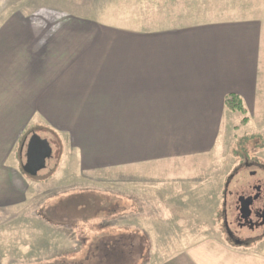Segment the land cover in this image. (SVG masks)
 Instances as JSON below:
<instances>
[{"label": "crops", "instance_id": "obj_1", "mask_svg": "<svg viewBox=\"0 0 264 264\" xmlns=\"http://www.w3.org/2000/svg\"><path fill=\"white\" fill-rule=\"evenodd\" d=\"M141 2L137 8L142 10L131 12L136 18L132 28L108 26L116 29L113 40L104 33L86 39L83 63H76L72 33L67 42H61L53 50L64 63H55L56 56L41 53L33 65L34 55L30 54L33 49L16 45L15 49L22 54L19 58L26 60L23 69L11 72H19L14 76L22 83L18 93L16 89L10 93L8 89H0L1 185L11 184L12 170L17 172L21 164L16 149L17 169L7 173L6 167L11 168L6 163L12 153L9 147L15 143L16 148L21 137L20 133L11 141L12 131L31 117L49 119L52 123L72 122L73 127L64 129L71 146L87 152L99 149L102 153L95 160H106L105 165H114L117 171L129 169L134 173L140 168L179 165L212 155L220 141L226 112L230 110L225 105L227 96L238 95L246 108L264 105V16L185 23L182 21L185 16L162 10L167 8L166 4ZM171 6L182 8L179 2L168 7ZM151 11L154 16L149 14ZM24 71L28 73L26 77ZM48 127L53 129L51 133L57 130L59 134V125ZM261 133L264 136V128ZM65 147V151H70L69 145ZM132 177L139 182L140 178L134 174ZM150 179L140 180L151 184ZM153 179L158 185L167 184L164 179ZM125 183L129 182L124 178L119 182ZM193 184H198V180ZM147 189L136 191L132 186L126 193L117 192L120 202L114 217L120 222L112 225L104 237L109 245L114 242L130 247L133 259H172L167 248L189 239L187 234L182 239L170 224L140 225L141 216L155 215L154 210L166 207V201L173 196L187 200L196 209L203 206V213L208 215L210 209L204 207L205 203L209 206V202L218 203L223 198L221 190L197 196L188 190L167 194L159 188ZM197 198L202 201L198 203ZM140 201L145 206L141 207ZM216 210L218 214V209L211 208L212 213ZM133 219L136 223H128ZM190 236L195 250L189 252V257L175 259L186 256L191 259L193 252L210 244L212 249L221 248L213 238L205 239L198 229H193ZM141 248L148 250L147 257ZM256 252V248L231 247L227 264H264V255Z\"/></svg>", "mask_w": 264, "mask_h": 264}, {"label": "rangeland", "instance_id": "obj_2", "mask_svg": "<svg viewBox=\"0 0 264 264\" xmlns=\"http://www.w3.org/2000/svg\"><path fill=\"white\" fill-rule=\"evenodd\" d=\"M141 1L0 0V89H8V93L16 89L18 93L22 84L14 77L19 72L11 73L19 68L23 69V61L26 60V57L19 58L22 54L15 49L16 45L33 49L30 54L34 55V65L39 61L41 53L55 57L57 52L53 50L58 49L61 42H67L72 33L76 63H83L86 39L104 33L108 39L113 40L116 29L110 27L132 28L136 18L131 12L142 10L137 8ZM151 1H158L162 6L166 4L167 8L162 10L171 15L185 16L182 19L185 23L229 20L237 16H264V0ZM177 2L182 8L168 7ZM243 5L246 7L241 8ZM149 14L155 15L152 11ZM62 61L58 57L54 60L55 63ZM27 74L24 71V77ZM34 76L33 74L32 77ZM245 116L248 117L247 122H243ZM52 122L49 119L36 120L31 117L18 128L20 131H12L11 141L18 138L20 133L21 137L16 148L15 143L12 148L11 145L9 147V153H12L6 163L11 168L6 167L7 173H11L12 168L17 169L16 149L21 157V164L18 165L17 172L12 170L11 184H0V264H217L218 260L219 264H227L228 259H231V244L226 241L219 224L222 200L218 203L211 201L209 206L205 203L204 207L210 209L207 215L202 211L203 206L202 209L198 206L196 209L192 203L177 196L167 200L166 207L156 208L152 213L155 215L140 217L143 223L140 225L170 224L173 229L178 230L177 234H181L182 239L183 234L189 235V239L184 238L181 243L173 242V246L167 248L172 259H124L119 262L109 260L107 263L106 257L102 256L106 255V244L109 242L104 237L110 233L112 225L120 222L114 217L119 207L117 202H120L118 191L126 193L128 188L134 186L136 191L144 192L151 187L159 188L167 194L188 190L198 196L199 193L210 190L224 192L229 185L228 198L231 199V172L235 165L236 168L239 166L240 157L249 155L252 159L251 155H257L264 159V136L261 133L264 128V105L258 104L256 108L248 106L246 114L227 110L220 141L212 155L189 159L179 165L140 168L134 173L129 169L117 171L114 165H105L106 160H95L102 153L99 149L96 150L97 153L78 151L70 145L68 131L64 130L69 126L73 127L72 122ZM41 123H46V126ZM51 124L59 125V134L57 130H54V134L51 133L53 129L48 127ZM33 132L47 138L53 148V155L48 159L46 168L34 177L27 175L22 169L26 161L23 144ZM65 144L69 145L70 151H65ZM133 174L140 179L151 178V184L146 182L148 180L143 183L139 179L137 182V178L132 177ZM123 178L129 183L119 184ZM153 178L164 179L167 184L158 185ZM219 179L223 182L217 183ZM195 180H198L196 185L193 184ZM211 182L214 184L211 185ZM201 201V198H197L198 203ZM139 203L141 207L145 206L144 201ZM212 207L218 209L219 217L217 210L212 213ZM128 223L134 224L136 221L133 219ZM193 229L203 232L207 240L213 238V242L218 243L221 248L212 249L213 244L207 243L208 247L203 246L198 252H193L189 259V252L195 250L191 247L194 243L190 239ZM175 234L174 232L173 235ZM147 251L144 249V257H147ZM256 253L264 255V245L257 248ZM185 255L188 256L186 259H175Z\"/></svg>", "mask_w": 264, "mask_h": 264}, {"label": "flooded vegetation", "instance_id": "obj_3", "mask_svg": "<svg viewBox=\"0 0 264 264\" xmlns=\"http://www.w3.org/2000/svg\"><path fill=\"white\" fill-rule=\"evenodd\" d=\"M251 156L252 159L249 155H242L239 166L233 167L235 172H231L230 181L232 197L228 198V185L221 204L219 224L226 241L236 248L257 249L264 245V159ZM241 197L249 198L245 210H242ZM217 215L219 217V213Z\"/></svg>", "mask_w": 264, "mask_h": 264}, {"label": "water", "instance_id": "obj_4", "mask_svg": "<svg viewBox=\"0 0 264 264\" xmlns=\"http://www.w3.org/2000/svg\"><path fill=\"white\" fill-rule=\"evenodd\" d=\"M25 147L26 161L22 165L23 171L29 176H36L41 170L46 168L47 161L53 155V148L47 138H43L39 133L33 132L23 144ZM248 199L241 197L243 201L242 210L248 207ZM42 264H65V263H42Z\"/></svg>", "mask_w": 264, "mask_h": 264}, {"label": "trees", "instance_id": "obj_5", "mask_svg": "<svg viewBox=\"0 0 264 264\" xmlns=\"http://www.w3.org/2000/svg\"><path fill=\"white\" fill-rule=\"evenodd\" d=\"M225 105L228 109L232 110V111H240L244 114L247 113V108L242 100L241 97H239L238 95L235 94H231L229 96H227L226 100H225ZM248 121V117L245 116L243 118V122H247ZM27 137V136H26ZM111 243L109 245L106 244L107 250H105L106 255L102 256L103 258L106 257V262L109 263V260L113 261V262H119V260L124 261V259H133V255L131 253V248L130 247H126V246H121L120 244L117 246V244ZM109 246L111 248H109ZM130 262V260L128 261ZM126 262V263H128ZM115 264V263H114Z\"/></svg>", "mask_w": 264, "mask_h": 264}]
</instances>
